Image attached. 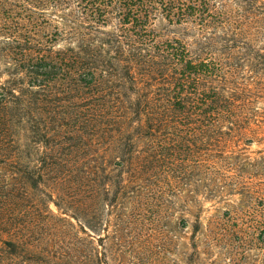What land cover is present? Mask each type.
I'll list each match as a JSON object with an SVG mask.
<instances>
[{
    "label": "trees",
    "instance_id": "trees-1",
    "mask_svg": "<svg viewBox=\"0 0 264 264\" xmlns=\"http://www.w3.org/2000/svg\"><path fill=\"white\" fill-rule=\"evenodd\" d=\"M263 129L264 0H0V264H181L191 224L187 264L264 244L233 223L203 257L179 198L245 187L220 166Z\"/></svg>",
    "mask_w": 264,
    "mask_h": 264
},
{
    "label": "rangeland",
    "instance_id": "rangeland-1",
    "mask_svg": "<svg viewBox=\"0 0 264 264\" xmlns=\"http://www.w3.org/2000/svg\"><path fill=\"white\" fill-rule=\"evenodd\" d=\"M264 132V129L262 130ZM231 158L221 163L220 172L221 175H231L234 180H239L243 175L244 177H251L246 179V186H235L233 191L230 186L225 188L226 195L221 200H207L203 194L202 177L201 174H196L191 178L190 182H182L184 185L180 186L181 196L184 206L188 205V199L194 195L197 202L194 206V215L196 218L198 213H201V219L203 221V227L199 233V249L202 252L203 257L208 253L209 246L211 245V234L222 233L223 229H229L233 231V223L238 224V230H250L260 233L259 230L263 229L264 225V133L261 137L255 138V141L250 145L239 144L235 146L233 153L228 154ZM228 165H232L229 168ZM249 185V186H248ZM233 193L230 195L229 193ZM258 192L260 194H254ZM174 199V198H173ZM188 202V204H187ZM191 203V202H190ZM191 205V204H190ZM51 208L57 213V208L51 205ZM200 209V212H199ZM203 210V211H202ZM173 215H157L166 217L163 220L162 225L169 224V219L181 221L183 219H191L195 221L196 218L191 214H184L181 211L173 213ZM156 217V215H148ZM193 223V222H192ZM230 224V226H228ZM152 227V226H150ZM193 224L183 231L176 228L177 233V255L174 259H177L181 264H187L185 256L181 255V252L189 250L191 243V235L193 234ZM213 238V237H212ZM249 249L244 250V247L238 249L236 246V253L231 256V259H226L222 256L228 245L225 246L223 240L216 244L212 248L214 256L209 260L210 264H264V244L258 242L251 243ZM219 252V253H218ZM249 256L250 258L246 257ZM184 257V259H183Z\"/></svg>",
    "mask_w": 264,
    "mask_h": 264
}]
</instances>
